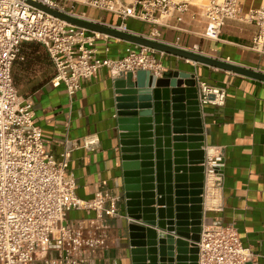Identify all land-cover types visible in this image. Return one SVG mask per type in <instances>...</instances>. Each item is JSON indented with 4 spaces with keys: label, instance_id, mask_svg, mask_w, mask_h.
I'll return each mask as SVG.
<instances>
[{
    "label": "built area",
    "instance_id": "obj_1",
    "mask_svg": "<svg viewBox=\"0 0 264 264\" xmlns=\"http://www.w3.org/2000/svg\"><path fill=\"white\" fill-rule=\"evenodd\" d=\"M71 15L74 3L117 14L124 21L134 19L152 26H168L169 19L183 21L190 0H34ZM205 20L204 35L217 37L230 20H248L257 26L253 48L264 43V5L246 13L239 0H208L200 5ZM116 27L126 29V25ZM158 39L153 28L147 35ZM101 33L70 24L30 4L27 0H0V264H84L87 254L106 245L109 219L122 216L121 195L102 184L94 196H78L75 177L69 170L73 148L66 141L58 155L44 145L42 127L36 122L33 103L18 90L13 66L21 57L24 43L43 44L55 65L54 86L64 84L68 97L81 90L83 82L106 68L113 78L149 70L157 77L165 72L159 54L141 46L117 57H99L96 41ZM198 101L223 106L226 88L194 75ZM97 139L84 138V147L94 149ZM204 220L201 227L197 264H248L254 253L246 246L235 222L205 218L210 187L220 186L224 165L221 152L205 146ZM213 152V153H212ZM210 179L213 180L209 185ZM213 195V194H212ZM71 210L91 215L86 224H68ZM50 251L56 256L49 257Z\"/></svg>",
    "mask_w": 264,
    "mask_h": 264
},
{
    "label": "crops",
    "instance_id": "obj_2",
    "mask_svg": "<svg viewBox=\"0 0 264 264\" xmlns=\"http://www.w3.org/2000/svg\"><path fill=\"white\" fill-rule=\"evenodd\" d=\"M239 1L244 13L264 5V0ZM199 6L191 5L179 23L170 18L168 26L155 27L131 18L123 21L115 13L83 3H74V12L112 26L125 24L126 31L146 36L156 28L161 41L264 72V43L259 50L253 48L257 26L248 20H230L217 37L209 38L204 35L206 25ZM96 45L102 58H117L141 47L106 34H101ZM159 57L165 72L197 74L226 88L223 106L206 105L202 110L206 145L221 152L224 163L221 182L216 184L220 186L209 188L205 218L235 222L243 243L255 255L248 264H264V81L170 53ZM55 74L46 47L38 42L24 43L13 66V78L19 92L34 105L46 149L58 155L69 141L73 152L68 171L75 177L78 196L93 197L100 184L122 195L117 134L118 97L122 94L116 81L126 75L113 78L106 68L99 69L83 82L71 102L64 84L53 85ZM87 136L97 139L94 149L84 147ZM118 206L122 216L109 219L106 245L88 253L84 264H132L125 206L121 201ZM90 216L83 210H71L66 223L86 224ZM55 256L50 251L49 257ZM34 264L44 261L38 259Z\"/></svg>",
    "mask_w": 264,
    "mask_h": 264
},
{
    "label": "water",
    "instance_id": "obj_3",
    "mask_svg": "<svg viewBox=\"0 0 264 264\" xmlns=\"http://www.w3.org/2000/svg\"><path fill=\"white\" fill-rule=\"evenodd\" d=\"M28 3L70 24L264 81V72L146 35ZM122 199L132 264H197L206 135L194 75L149 70L116 81Z\"/></svg>",
    "mask_w": 264,
    "mask_h": 264
},
{
    "label": "rangeland",
    "instance_id": "obj_4",
    "mask_svg": "<svg viewBox=\"0 0 264 264\" xmlns=\"http://www.w3.org/2000/svg\"><path fill=\"white\" fill-rule=\"evenodd\" d=\"M191 2L197 4V5H205L208 0H190Z\"/></svg>",
    "mask_w": 264,
    "mask_h": 264
},
{
    "label": "bare ground",
    "instance_id": "obj_5",
    "mask_svg": "<svg viewBox=\"0 0 264 264\" xmlns=\"http://www.w3.org/2000/svg\"><path fill=\"white\" fill-rule=\"evenodd\" d=\"M197 1V0H196ZM213 153V152H212ZM212 182H213V180L212 179H210V181H209V185H212ZM210 188H212V187H210Z\"/></svg>",
    "mask_w": 264,
    "mask_h": 264
}]
</instances>
